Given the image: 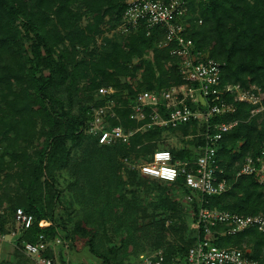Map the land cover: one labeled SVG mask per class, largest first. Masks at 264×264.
I'll use <instances>...</instances> for the list:
<instances>
[{"label":"trees","instance_id":"trees-1","mask_svg":"<svg viewBox=\"0 0 264 264\" xmlns=\"http://www.w3.org/2000/svg\"><path fill=\"white\" fill-rule=\"evenodd\" d=\"M125 1L0 0L2 229L7 232V224L13 227L16 209L23 208L36 221L51 222L45 234L53 240L57 228L69 232L71 211L79 209L69 240L84 239L102 264H122L130 254L134 260L127 264H134L141 252L156 249H163L168 260H183L188 247L204 236L202 229L185 224L190 211L193 222L201 207L244 215L264 213V185L255 176L237 177L239 164L247 156L260 154L264 115L250 118L251 107L236 103L235 113L215 119L240 120L219 145V160L231 183L223 195H205L199 201L195 197L189 206L174 198L175 190L191 193L181 178L165 189L159 181L142 178L136 171L124 173L122 157L136 154L147 158L160 147L166 131L183 135L196 131L195 123L175 130L139 131L130 145H102L87 133L92 108L103 104L97 94L101 87L116 88L120 98L125 92L134 94L129 84L133 77H139L138 89L149 91L181 83L176 63L164 68L170 57L168 49L160 47L165 38L162 28H153L149 35L139 30L104 36V24L110 31L120 23ZM86 16L91 21L83 25ZM186 20L193 23L188 36L197 48L225 63L223 85L252 83L264 92V0L192 1ZM101 36L103 42L98 44ZM80 51L86 59L78 56ZM120 100L123 106L130 101ZM75 103L79 113L73 115ZM118 112L126 129L138 127L130 119L129 108ZM184 141L194 146L197 140ZM169 150L176 158H193L189 149ZM45 179L56 197L51 213L44 199ZM57 205L65 207V214L55 211ZM168 220L178 241L164 249L162 230ZM38 235L36 227L28 230L19 239V247L25 240L36 242ZM214 243L251 247V257L264 264V234L256 230L219 236Z\"/></svg>","mask_w":264,"mask_h":264},{"label":"built area","instance_id":"built-area-1","mask_svg":"<svg viewBox=\"0 0 264 264\" xmlns=\"http://www.w3.org/2000/svg\"><path fill=\"white\" fill-rule=\"evenodd\" d=\"M192 1L204 0L125 1L122 19L111 30V35H127L139 30L149 35L153 28H162L165 38L160 47L168 49V55L175 59L181 83L149 91L138 89L135 78L129 79L134 94L130 96L125 92L120 96L129 98L127 106H123L116 96L119 92L116 88L101 87L97 94L103 104L92 108L93 115L87 128V133L97 137L102 145H130L139 131L156 128L175 130L195 123V133L182 135V140H197L192 146L195 151L192 159L176 158L167 148H157L146 155L147 158L129 155L121 159L124 173L136 171L143 178L170 184L181 178L191 192H183V199L189 204L195 197L199 201L201 196L223 195L231 188L218 152L225 135L236 128L240 120L218 122L215 119L235 113L236 103L251 107L250 118L264 115V92L252 83L223 85L225 63L199 50L188 36L193 23L186 17ZM124 107L131 110L130 119L137 122V128L126 129L123 126L118 110ZM239 165L237 177L255 176L258 183L264 185V143L258 156H247ZM4 216L5 210L0 209V242L13 243L37 264H71L68 256L71 241L67 232L57 228V237L49 240L45 231L51 222L46 220V224L40 226L41 221H36L34 215L23 208L16 209L14 226L7 224V232H4L1 223ZM197 216L193 227L202 229L204 236L188 247L185 259L168 260L163 249H156L141 252L134 264H258L247 248L219 247L214 241L219 236H237L247 230L264 234V213L244 215L201 207ZM33 227L39 232L38 240H25L19 247V239Z\"/></svg>","mask_w":264,"mask_h":264},{"label":"rangeland","instance_id":"rangeland-1","mask_svg":"<svg viewBox=\"0 0 264 264\" xmlns=\"http://www.w3.org/2000/svg\"><path fill=\"white\" fill-rule=\"evenodd\" d=\"M90 21H91V19L86 16V17L83 18L82 24L86 25ZM102 28L105 31L104 36H108L110 38H113L115 36H121V35H116V34L115 35H111V30L108 31L107 30V26L105 24L102 26ZM97 41H98V44H101L103 42V37L102 36L98 37ZM78 56L80 58H85V59L87 58V56L84 55V53L82 51L79 52ZM133 63L137 64L138 60L134 59ZM175 63H176L175 59L170 57L169 59L166 60L164 68L169 69ZM133 78H135L134 80L136 82L139 81L137 79L139 77H137V78L133 77ZM246 79H248V78H246ZM65 95H67V94H64L63 91H62V97L66 98ZM83 103H85V98H82V104ZM78 113H79V104L75 103L74 106H73L72 114L74 115V114H78ZM182 135L183 134L179 133V132H176V133L174 132L173 133V132H167L166 131L165 135H164V138L159 142L158 146H160L161 148L176 149L177 151H182V150H185V149H189L191 154L194 155L195 154L194 148L192 147L191 144H189L186 141L182 140ZM43 139H44V137L42 138V140L40 142H42ZM133 155L138 156L136 154H133ZM63 176L66 177L67 175L64 174ZM60 181H62V187H65L66 179H63V177H62L60 179ZM44 183H45L44 199H45L47 210L49 211V213H51V211H52V209H53V207H54V205L56 203V197H54V189L50 185V182L47 179H45ZM159 183L161 184V186H164L165 189H168L167 186H165V185H168V183H164V182H159ZM67 196H69V193H67ZM174 198L178 199L179 201H182L183 203H186L184 201V199H183V193H181L180 190H175L174 191ZM186 204L189 205L188 203H186ZM55 211L57 213H62V214H65V212H66L65 207H62V206L59 207V205H57L55 207ZM79 211H80L79 209H77L75 211H71L72 214H71V217L69 218V221H70L69 222V226L71 228L70 230L73 229L74 225L77 222L78 217L80 216V212ZM185 224L189 228L193 227V225H194L193 214L191 213V211H190L189 214H187V217H186V220H185ZM60 229H62V228H60ZM62 230L65 231V233L66 232L67 233L70 232V230H69V232L66 229H62ZM162 232H163V237L164 238L162 239L161 247H164V249L169 247L170 243H175V242L178 241V237L174 235L175 232H174V230H172V223H171L170 220H168L166 222V226L162 230ZM10 244L12 245L13 243H10ZM70 244L71 245H70V248H69L68 256L70 258L71 264H102L101 260H99L98 258H96L95 256L92 255V253L90 252L89 246H88V244H86L84 239L83 240L79 239V241L75 240V242H71ZM245 248H247L249 251L252 252V248L251 247H249V248L245 247ZM6 257H8V255L7 256H5L4 254L1 255L0 256V261L5 259ZM133 260H134V257H133V255L130 254L126 259L124 258V260L122 261V264H127V263H129L130 261H133Z\"/></svg>","mask_w":264,"mask_h":264},{"label":"crops","instance_id":"crops-1","mask_svg":"<svg viewBox=\"0 0 264 264\" xmlns=\"http://www.w3.org/2000/svg\"><path fill=\"white\" fill-rule=\"evenodd\" d=\"M5 255V259L0 264H37V262L27 257L16 245L7 242H0V256ZM8 258V259H7Z\"/></svg>","mask_w":264,"mask_h":264},{"label":"bare ground","instance_id":"bare-ground-1","mask_svg":"<svg viewBox=\"0 0 264 264\" xmlns=\"http://www.w3.org/2000/svg\"><path fill=\"white\" fill-rule=\"evenodd\" d=\"M46 222H47L46 220L41 221L40 226H44L46 224Z\"/></svg>","mask_w":264,"mask_h":264},{"label":"water","instance_id":"water-1","mask_svg":"<svg viewBox=\"0 0 264 264\" xmlns=\"http://www.w3.org/2000/svg\"><path fill=\"white\" fill-rule=\"evenodd\" d=\"M201 100H202V101H204V99H203V98H201Z\"/></svg>","mask_w":264,"mask_h":264}]
</instances>
